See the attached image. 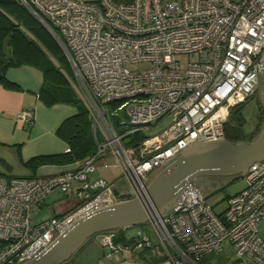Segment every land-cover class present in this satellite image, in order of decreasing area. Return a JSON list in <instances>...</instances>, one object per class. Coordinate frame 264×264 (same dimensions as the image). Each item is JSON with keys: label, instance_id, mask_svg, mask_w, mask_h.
<instances>
[{"label": "built area", "instance_id": "built-area-1", "mask_svg": "<svg viewBox=\"0 0 264 264\" xmlns=\"http://www.w3.org/2000/svg\"><path fill=\"white\" fill-rule=\"evenodd\" d=\"M17 1L62 50L89 113L95 151L56 174H0V264L38 256L76 219L117 201L113 183L87 181L108 157L122 166L131 196L143 197L150 176L184 149L225 138L230 111L254 95L264 72V0ZM32 120L30 110L17 116L19 122ZM135 134L141 137L133 140ZM243 178L244 187L227 198L222 216L189 183L170 212L154 213L147 222L156 240L139 229L124 245L110 233L104 256L158 243L173 264H196L229 243L234 264H264L258 227L264 219V159ZM74 181L81 182L74 190L78 203L32 223L46 197L72 192Z\"/></svg>", "mask_w": 264, "mask_h": 264}, {"label": "crops", "instance_id": "crops-1", "mask_svg": "<svg viewBox=\"0 0 264 264\" xmlns=\"http://www.w3.org/2000/svg\"><path fill=\"white\" fill-rule=\"evenodd\" d=\"M23 31L25 32V30ZM25 33L32 38L27 32ZM3 53L6 61L14 58V54L6 42L3 43ZM49 59L52 61L50 57ZM61 71L78 96L73 86L74 78H70L68 71L64 69ZM5 77L13 86H5L0 82V174L5 176L50 175L81 164L83 161L35 166H30L27 163L36 156L67 152L68 144L57 134V129L65 118L73 115L77 110L73 105L67 103H55L53 105L44 103L40 98L44 82L43 72L31 63L9 65L5 70ZM27 110L33 111L31 124L17 121L19 112ZM45 207H48L46 199L42 202L39 213ZM148 227L150 226L148 225ZM128 229L123 232L126 237L135 233H129ZM139 229L156 240V235L151 228L148 230L145 227H137V231ZM107 234L110 232L94 234L70 260L63 264H173L171 258L163 253V249L158 243L152 248L133 249L128 253L115 250L107 258L104 256V237ZM111 234L115 235L114 233ZM224 250L231 251L232 254L227 255L223 252ZM235 261L236 255L232 246L225 243L221 252L207 253L196 264H234ZM185 264L195 263L186 262Z\"/></svg>", "mask_w": 264, "mask_h": 264}, {"label": "water", "instance_id": "water-1", "mask_svg": "<svg viewBox=\"0 0 264 264\" xmlns=\"http://www.w3.org/2000/svg\"><path fill=\"white\" fill-rule=\"evenodd\" d=\"M264 159V123L250 141L226 138L195 143L157 170L146 195L132 197L114 188L118 200L79 217L58 234L38 256L21 264H63L94 234L147 224L154 213L170 212L189 183L203 175L243 176L250 165Z\"/></svg>", "mask_w": 264, "mask_h": 264}, {"label": "trees", "instance_id": "trees-1", "mask_svg": "<svg viewBox=\"0 0 264 264\" xmlns=\"http://www.w3.org/2000/svg\"><path fill=\"white\" fill-rule=\"evenodd\" d=\"M23 30L31 35L32 38ZM36 38L44 39L46 46L51 52L56 53L60 50L59 45L52 35L23 5L17 0H0V82L5 86H13L5 77L6 68L9 67V65L31 63L39 67L43 72L44 82L41 88L40 98L44 103L46 105L67 103L73 105L77 110L76 113L65 118L57 129V134L67 142L69 151L36 156L31 158L27 163L30 166H35L48 163L67 164L74 161L82 162L95 151V140L91 130L88 110L61 71L63 67L56 66L49 59L44 49L36 42ZM5 42L10 46L14 54V58H10L8 61H6L7 59L3 53V43ZM59 59L63 63L66 62L68 64L64 54L61 55ZM248 99L236 105L229 113L228 119L224 125V132L225 138L230 141L253 140L258 135L264 123V103H262L259 105L260 118L257 126L249 136H245L243 133V127L245 125L243 107ZM117 105L118 103L111 104L109 106L110 110L113 111ZM113 119L115 122L117 117L114 116ZM140 137V134H135L132 136V139L137 140ZM153 175L154 173L150 176L149 180ZM229 196L231 195H228L227 198ZM219 216H222V213H220ZM137 227L144 228V224ZM125 229L128 228H119L109 231L115 234L113 235L114 242L124 245L133 242L135 236L126 237V235L123 234ZM76 253H74V255Z\"/></svg>", "mask_w": 264, "mask_h": 264}, {"label": "rangeland", "instance_id": "rangeland-1", "mask_svg": "<svg viewBox=\"0 0 264 264\" xmlns=\"http://www.w3.org/2000/svg\"><path fill=\"white\" fill-rule=\"evenodd\" d=\"M95 1V0H86ZM36 42L44 49L48 57L52 59L56 66H62L65 71H68L70 78L73 79V75L70 70L69 64L63 63L59 58L63 55L62 50L58 52H51L46 46L45 40L36 38ZM60 48V47H59ZM184 60V58H182ZM66 65V66H65ZM264 103V72L262 73L257 90L254 95L246 101L243 107V115L245 117V125L243 127V133L245 136H249L254 128L257 126L260 118L259 105ZM106 166L102 163L96 164L95 168L88 173L87 181L93 182L95 180H103L108 183H113V187L120 193H130L131 186L127 179V176L123 172L122 166L113 157H108L106 160ZM245 181L243 176H213L203 175L196 179V185L199 187L201 193L204 195L206 201L212 205L216 214H220L226 208L227 196L236 193L244 187ZM81 182L74 181L72 183V192L64 193L57 190L46 197L48 207H45L39 215L35 217L33 222H39L43 219H47L52 215H60L75 206L78 203V198L74 193L76 187L80 186ZM144 227L150 230L147 224ZM259 235L264 240V219L259 224ZM129 233H137V227H131L128 229ZM225 254H232L231 251H223Z\"/></svg>", "mask_w": 264, "mask_h": 264}]
</instances>
